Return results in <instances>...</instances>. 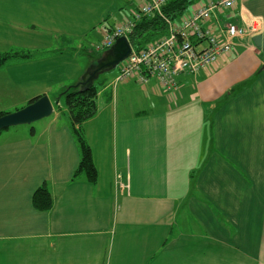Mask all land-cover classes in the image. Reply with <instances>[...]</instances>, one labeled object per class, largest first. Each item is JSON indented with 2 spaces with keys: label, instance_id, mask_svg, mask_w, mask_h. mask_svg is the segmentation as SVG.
Masks as SVG:
<instances>
[{
  "label": "crops",
  "instance_id": "obj_1",
  "mask_svg": "<svg viewBox=\"0 0 264 264\" xmlns=\"http://www.w3.org/2000/svg\"><path fill=\"white\" fill-rule=\"evenodd\" d=\"M143 3L0 0V53L30 54L0 69V113L45 95L63 108L0 135V264H264V0L216 14V31L262 26L216 70L180 75L176 95L106 74L83 125L97 182L74 177L61 94L97 60V37L127 20L103 25L109 9ZM42 186L48 211L33 204Z\"/></svg>",
  "mask_w": 264,
  "mask_h": 264
},
{
  "label": "built area",
  "instance_id": "obj_2",
  "mask_svg": "<svg viewBox=\"0 0 264 264\" xmlns=\"http://www.w3.org/2000/svg\"><path fill=\"white\" fill-rule=\"evenodd\" d=\"M169 0H144L132 11L131 19L117 24L104 33L103 39L95 46V51L109 50L121 37H127L144 15H162V8ZM241 0L198 1L191 11L179 21H167V34L153 40L146 47L135 50L122 62L112 80L113 86L135 81L148 84L155 79L166 95H176L180 89L179 76L198 75L216 70L219 62L226 59L236 42L261 29V21L252 19L242 24L219 25L217 31L211 21L219 11L231 10Z\"/></svg>",
  "mask_w": 264,
  "mask_h": 264
},
{
  "label": "trees",
  "instance_id": "obj_3",
  "mask_svg": "<svg viewBox=\"0 0 264 264\" xmlns=\"http://www.w3.org/2000/svg\"><path fill=\"white\" fill-rule=\"evenodd\" d=\"M199 0H169L162 8V15H144L137 22L134 30L129 35V40L133 49L140 50L146 47L153 40L159 39L167 34V21H177L183 17L189 9ZM97 60L102 53L97 54ZM27 59L30 54L23 52L0 53V69L10 60ZM96 62V61H95ZM108 80L104 77L96 81L89 88L81 89L79 85L67 88L61 94L64 108L66 109L64 116L75 135L77 143L81 151V159L75 172V179L84 175L88 182L95 184L97 182V170L94 164L93 152L87 141L83 131L85 122L94 118L97 114V96L100 87ZM40 97L33 98L29 104L37 101ZM56 110L62 113L63 108L60 104L56 105ZM5 112L0 113V117ZM1 135V133H0ZM33 204L35 208L41 211H48L52 208L53 197L46 186L37 189L33 195Z\"/></svg>",
  "mask_w": 264,
  "mask_h": 264
},
{
  "label": "water",
  "instance_id": "obj_4",
  "mask_svg": "<svg viewBox=\"0 0 264 264\" xmlns=\"http://www.w3.org/2000/svg\"><path fill=\"white\" fill-rule=\"evenodd\" d=\"M132 51L133 47L127 37L117 39L109 50L103 52L101 57L88 67L78 85L82 90L91 87L101 76L116 70L131 56ZM58 104L59 101L53 103L49 96L45 95L24 108L4 114L0 117V133L18 126H29L51 117Z\"/></svg>",
  "mask_w": 264,
  "mask_h": 264
},
{
  "label": "rangeland",
  "instance_id": "obj_5",
  "mask_svg": "<svg viewBox=\"0 0 264 264\" xmlns=\"http://www.w3.org/2000/svg\"><path fill=\"white\" fill-rule=\"evenodd\" d=\"M199 1H201V2H203V3H205V2H207V1H209V0H199ZM127 9V10H126ZM191 11V8L189 9V11L187 12V14L189 13ZM109 23L108 22H105L103 25H109V24H112V23H114V22H116V21H118V20H120V18L121 19H123V18H125V19H131V17H132V12H131V10H129L128 8H125L124 10L123 9H121V10H119V8H110L109 9ZM177 21H179V20H177ZM102 39H103V36H101V35H99L98 37H97V40H99L98 42H97V44L98 43H100L101 41H102ZM4 42H0V50H6V49H8V47H5V44H3ZM91 48V47H90ZM92 50H94L93 48H92ZM81 57V59L80 60H82V62H80L81 64V66L82 67H84L85 66V60H87V58H86V56H83V55H81L80 56ZM97 61V60H96ZM115 71V70H114ZM113 71V72H114ZM110 74V73H109ZM106 75V74H105ZM104 75V76H105ZM103 76H101V78H102ZM37 123V122H36ZM36 123H34V124H32V125H29V126H33V125H35ZM18 127H22V126H18ZM14 128H17V127H14Z\"/></svg>",
  "mask_w": 264,
  "mask_h": 264
}]
</instances>
